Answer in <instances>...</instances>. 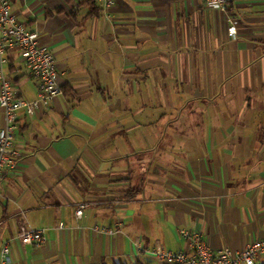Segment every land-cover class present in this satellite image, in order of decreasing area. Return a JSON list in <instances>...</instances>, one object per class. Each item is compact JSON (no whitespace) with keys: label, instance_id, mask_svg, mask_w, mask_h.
<instances>
[{"label":"crops","instance_id":"crops-1","mask_svg":"<svg viewBox=\"0 0 264 264\" xmlns=\"http://www.w3.org/2000/svg\"><path fill=\"white\" fill-rule=\"evenodd\" d=\"M9 2L53 53L62 95L18 112V163L0 182L8 264H157V245L192 254L183 232L234 255L264 239V0H94L96 14ZM3 60L16 97L35 101L22 51ZM21 225L44 242L21 244Z\"/></svg>","mask_w":264,"mask_h":264},{"label":"built area","instance_id":"built-area-1","mask_svg":"<svg viewBox=\"0 0 264 264\" xmlns=\"http://www.w3.org/2000/svg\"><path fill=\"white\" fill-rule=\"evenodd\" d=\"M105 8L111 7L115 0H98ZM210 7L227 11L234 0H203ZM228 35L235 38L238 24L229 20ZM18 48L22 51L25 63L31 75L39 82L38 97L35 101H26L16 97L15 88L9 77L0 67V108L5 115V126L0 134V182L5 172L17 166L19 152L15 146L18 127V112L22 109L32 114L39 107H49L62 95V87L58 80L53 53L40 44L37 35L28 31L11 13L9 0H0V61L7 50ZM75 211L76 218L83 215L85 204H79ZM104 232H109L103 229ZM45 229H34L21 225L16 239L23 245L40 246L44 242ZM183 236L190 242L192 254L172 253L161 245L148 252L157 264H256L264 254V239L249 243L243 251L232 254L228 249L212 251L200 234L183 232ZM138 247V243H135ZM139 248V247H138ZM10 242L2 245L0 264H8Z\"/></svg>","mask_w":264,"mask_h":264},{"label":"trees","instance_id":"trees-1","mask_svg":"<svg viewBox=\"0 0 264 264\" xmlns=\"http://www.w3.org/2000/svg\"><path fill=\"white\" fill-rule=\"evenodd\" d=\"M80 6L91 8V14H96L100 8L96 6L94 0H81Z\"/></svg>","mask_w":264,"mask_h":264}]
</instances>
